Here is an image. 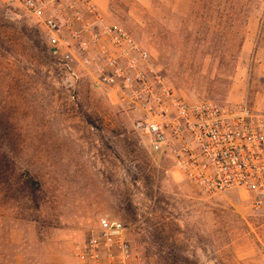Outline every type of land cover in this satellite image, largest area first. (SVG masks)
Segmentation results:
<instances>
[{"label":"rangeland","instance_id":"obj_1","mask_svg":"<svg viewBox=\"0 0 264 264\" xmlns=\"http://www.w3.org/2000/svg\"><path fill=\"white\" fill-rule=\"evenodd\" d=\"M93 1L186 101L264 112V0ZM57 57L0 0V264H76L102 216L125 224L143 264H264V201L200 194L92 67Z\"/></svg>","mask_w":264,"mask_h":264},{"label":"built area","instance_id":"obj_2","mask_svg":"<svg viewBox=\"0 0 264 264\" xmlns=\"http://www.w3.org/2000/svg\"><path fill=\"white\" fill-rule=\"evenodd\" d=\"M43 28L65 68H93L96 83L134 113L150 150L207 197L240 191L258 209L264 201V112L247 103L186 101L153 56L93 0H14ZM76 264H143L127 227L102 216L77 247Z\"/></svg>","mask_w":264,"mask_h":264},{"label":"crops","instance_id":"obj_3","mask_svg":"<svg viewBox=\"0 0 264 264\" xmlns=\"http://www.w3.org/2000/svg\"><path fill=\"white\" fill-rule=\"evenodd\" d=\"M177 173H179L177 170H175Z\"/></svg>","mask_w":264,"mask_h":264}]
</instances>
